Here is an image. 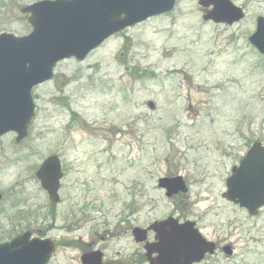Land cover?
<instances>
[{
	"label": "rangeland",
	"instance_id": "obj_1",
	"mask_svg": "<svg viewBox=\"0 0 264 264\" xmlns=\"http://www.w3.org/2000/svg\"><path fill=\"white\" fill-rule=\"evenodd\" d=\"M36 1L0 0V34H29L20 8ZM201 15L197 0H175L171 13L115 34L83 62H59L32 90L28 136L0 137V243L32 230L57 245L48 264H81L88 247L108 264H147L129 226L183 216L189 201L203 235L235 249L209 264H264V214L250 220L221 198L226 156L264 145V58ZM53 154L64 171L55 206L34 178ZM175 175L191 184L188 198L153 191Z\"/></svg>",
	"mask_w": 264,
	"mask_h": 264
},
{
	"label": "water",
	"instance_id": "obj_2",
	"mask_svg": "<svg viewBox=\"0 0 264 264\" xmlns=\"http://www.w3.org/2000/svg\"><path fill=\"white\" fill-rule=\"evenodd\" d=\"M200 7L211 8L202 20L232 25L243 18L240 9L229 0H198ZM175 0H44L25 6L31 32L24 37L0 34V136L13 132L16 142L27 136L34 117L31 97L34 87L51 80L54 67L61 61L84 60L87 55L113 35L146 20L172 11ZM251 45L264 56V19L249 38ZM148 106L152 109L153 104ZM57 157L47 158L36 178L53 204L59 202L62 172ZM159 188L168 198L185 192L181 177L163 178ZM223 197L246 209L250 215L264 206V147L254 143L239 167L226 182ZM1 200V195H0ZM193 225V224H191ZM156 234V243L147 242V233ZM27 231L0 245V264H48L56 251L51 240H30ZM136 243H144L148 264L199 263L214 247L189 225H179L173 218L155 222L147 229L132 231ZM231 255L229 247L224 249ZM155 255V256H153ZM102 254L81 257L82 264H100Z\"/></svg>",
	"mask_w": 264,
	"mask_h": 264
},
{
	"label": "flooded vegetation",
	"instance_id": "obj_3",
	"mask_svg": "<svg viewBox=\"0 0 264 264\" xmlns=\"http://www.w3.org/2000/svg\"><path fill=\"white\" fill-rule=\"evenodd\" d=\"M229 1L234 6H236L237 8H239L244 13V18L242 20L238 21V22H235L234 24H232L229 27L226 26V25H220V26L227 27V28L231 29V31H232V37H233V40L234 41L239 42V43L241 42V43L247 45V47L250 50H252L257 55H259L258 52L250 45L249 38L257 31L258 20L260 18H263L264 19V11L262 10V6H261L262 4H264V0H229ZM252 4H255L256 5V11H254V12H251ZM246 24H248V26ZM234 48L235 49L237 48V45L236 44H234ZM248 149H247V151H248ZM247 151H246V153H247ZM244 156L243 157H240L238 161L235 160V156H233V155H227L226 156L227 158L232 159L231 160V163L232 164L230 165V168L228 170V174L225 177L224 182H223L224 183L223 184V187H224V190L225 191H226V181H227V179L232 175V172H233L234 168H236V166L239 165V163L243 160ZM226 157L223 156V158H226ZM61 163H62V161H61ZM62 169H63V164H62ZM175 176H177V175H175ZM165 177H173V176H165ZM157 182H158V180L156 181L155 184H157ZM203 182H204V179L197 180V184L200 185V186H202ZM185 184L187 186V193L184 196H177L175 198L180 197L183 200L186 197L187 198L189 197V194H190L189 193V188H190V185L191 184L189 182H187V181H185ZM157 190H159L160 192H162L164 194V191L161 190L160 188H158L157 185H155V187L153 188V191H157ZM223 193L221 194V198H222V200L224 201V203L226 205H228L229 207H232V208L238 207L234 203L229 202L226 199H223ZM186 203H187V205L184 207L183 216L175 217V215H171V216H168V217L175 218L182 225H189V226L195 228L204 237V239L206 241H208V242H210V243H212L214 245V248H215L214 255L213 256L206 255L204 257V259L199 264H209L210 263V260L213 257H215V256H217L219 254H223V248L226 247V246H229L230 249L232 250V252L234 253V250L235 249L232 246V244H228V243H226V241H221V243H220L219 237H215V238L209 239L207 237V235H203V227L201 226V217H202V214L195 209V203L194 204H191V205H190V202L189 201H187ZM240 210L244 211L247 214V216H248V218L250 220H253V219H256L257 220V219H259L264 214V207L260 208L256 212V214L254 216L253 215H250L244 209H240ZM138 219H139L138 217H134L133 220H132V224H135L136 221H138ZM191 224H193V225H191ZM228 224H230L229 221L227 222V225ZM232 225L230 224L229 226H232ZM135 227H139V226H129L130 232ZM129 230H126L124 233H127ZM232 230L235 231L234 229H232ZM149 236L151 237V241H153L155 234L152 233V232H150L149 233ZM101 240H102V242H105L106 238L102 237ZM94 251H100V252H102L101 250H97V249L96 250H92L90 247H88V249H86V250L83 251L82 255L83 254L92 253ZM102 254H103V259H104V253L102 252ZM103 264H108V263H105L103 261Z\"/></svg>",
	"mask_w": 264,
	"mask_h": 264
}]
</instances>
